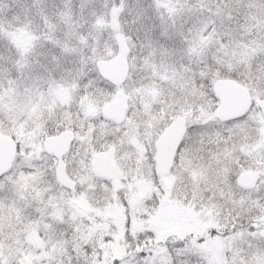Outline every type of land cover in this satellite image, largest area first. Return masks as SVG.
I'll return each mask as SVG.
<instances>
[{"label":"snow or ice","instance_id":"snow-or-ice-1","mask_svg":"<svg viewBox=\"0 0 264 264\" xmlns=\"http://www.w3.org/2000/svg\"><path fill=\"white\" fill-rule=\"evenodd\" d=\"M15 2L0 264H264V0Z\"/></svg>","mask_w":264,"mask_h":264},{"label":"rangeland","instance_id":"rangeland-1","mask_svg":"<svg viewBox=\"0 0 264 264\" xmlns=\"http://www.w3.org/2000/svg\"><path fill=\"white\" fill-rule=\"evenodd\" d=\"M6 4L8 5L7 8L3 6V4H0V16L8 15L11 16L13 13L19 11V6L15 2V0H5ZM97 8L99 9V1H97ZM145 4H147V1H143ZM127 16L122 17V19H127ZM167 218L170 220H176L179 218L178 212L175 208H170L167 210Z\"/></svg>","mask_w":264,"mask_h":264},{"label":"water","instance_id":"water-1","mask_svg":"<svg viewBox=\"0 0 264 264\" xmlns=\"http://www.w3.org/2000/svg\"><path fill=\"white\" fill-rule=\"evenodd\" d=\"M116 70H117V68L115 66H113V71H116ZM226 94L230 95L231 93H230V91L226 90ZM100 166H102V164Z\"/></svg>","mask_w":264,"mask_h":264},{"label":"trees","instance_id":"trees-1","mask_svg":"<svg viewBox=\"0 0 264 264\" xmlns=\"http://www.w3.org/2000/svg\"><path fill=\"white\" fill-rule=\"evenodd\" d=\"M97 1H99V0H97ZM143 1H147V4L150 2V0H143ZM97 4H98V2H97Z\"/></svg>","mask_w":264,"mask_h":264}]
</instances>
